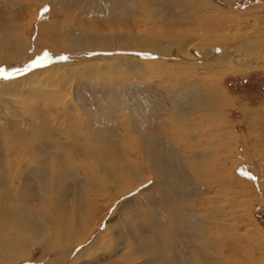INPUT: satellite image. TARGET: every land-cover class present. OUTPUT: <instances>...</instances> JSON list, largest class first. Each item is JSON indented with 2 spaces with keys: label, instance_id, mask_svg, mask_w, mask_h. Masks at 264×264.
<instances>
[{
  "label": "bare ground",
  "instance_id": "bare-ground-1",
  "mask_svg": "<svg viewBox=\"0 0 264 264\" xmlns=\"http://www.w3.org/2000/svg\"><path fill=\"white\" fill-rule=\"evenodd\" d=\"M186 1L188 6L179 2H170L166 5L159 1L154 6L157 10L152 12L141 2L135 6L136 0L132 2L131 0H123V2L120 0H78L76 2L40 0L42 2L40 4L51 6L52 21L49 24L37 25V18H32L33 25L36 26L32 34L36 35L33 44L30 39L27 40L28 37L23 36L24 30L20 32L21 26H14L13 29L8 30L0 28V62H18L23 59L24 51L32 46H35L36 54L60 49L70 51L75 56V59L68 62H53L55 64L50 63L45 68H34L23 75H17V78L12 76L0 81V120L3 121H0V264H22L28 261L36 250H42V257L37 261L39 264H89L101 258L102 255L97 257L98 252L110 246L111 243L114 245L109 254L116 255L122 252V264H140L138 261L148 256H151V262L144 261V264H264V234L255 227L250 214L251 224H243V214L239 209L241 202L244 206L248 203L246 200H240L246 199L244 195L246 190H243L242 185L231 186L230 183L234 178L226 174L225 164L218 166L215 163L214 166H210L208 163L207 170L202 167V170L197 171L194 183L191 185L189 174L183 170L182 165L177 164L169 156V154L172 155V151L166 153L164 148L156 143L158 141L147 132L141 131L136 116H126L127 126L120 125L112 106L103 108L102 104L96 112L91 110L88 111L89 113L84 112L88 115L91 113L89 119H83L80 114L84 102L81 100L82 87L78 85L79 80L93 87L98 83H105V89L100 96L107 100V105L109 102L112 103L111 99L115 96L119 98L121 105L125 106L122 108L124 111L136 112L135 106L138 105L135 104L134 97L130 95L135 93L136 88L130 85L129 77H120L122 80L117 78L116 69H128L130 71L128 74L132 73L134 76H137L138 70L153 76L160 90L165 93V100H169L173 93L180 89V94L182 98L184 97V105L187 104L193 109L197 107L199 101L201 104L206 101L207 105L211 103L212 106L213 98L221 100L222 94L216 82L224 74L253 71L251 64L256 63L245 59L250 57L249 55H242L240 49L225 47L228 41L238 39L239 33L217 32L215 34L211 29L214 25L210 17L204 13L201 14L204 9L196 7L192 0ZM1 3H4L6 8L12 7L14 10L18 6L15 0H0ZM75 9L79 10V17L74 20L76 22L67 24L70 28H67V32L64 33L62 30L69 19H64L62 22V16ZM94 13L98 16L97 18L106 21L107 26L113 21L133 20V24L140 30L137 32L130 31L131 29L126 32L111 30L105 33L106 36H102L103 33L89 32L86 28L85 30L80 27L83 18L89 15L86 20H91ZM14 21L16 22L15 19ZM29 23L31 25L33 22ZM235 23L233 17H220L217 20V31L223 29L221 26L225 25L233 30L236 27ZM179 30L187 31L189 34L181 38L182 34L178 33L176 39H169ZM210 31H213L211 35ZM102 37L107 40L109 37L134 40L139 46L145 45V48L138 45L117 48L110 46V43L94 46L93 42ZM84 40L88 41L87 46H84ZM90 45L94 47H89ZM216 47L221 49L216 51ZM102 50L121 52L135 50L139 54L145 50V52H151L149 55L153 54L170 60L175 58L179 62L175 60L177 65H168L164 63V60L141 62L134 57L123 55L110 57L100 55L87 58L90 53ZM81 54L87 57L82 58ZM189 61H196L199 64L195 69H190ZM198 77L201 83L204 86H210V89L201 91L195 80ZM114 81H118L116 85ZM188 88H191V91H188ZM89 91L94 92V89L89 88ZM94 94L99 97L97 93L94 92ZM162 100V98H155L151 101L152 109L155 110V113L151 110L153 113L151 116L158 120H161V117L156 111L159 107L163 109ZM136 109L139 110V108ZM195 110L197 113L203 111L199 115L201 124L208 123L211 120L208 115L214 114V109L210 107L201 108V110L197 107ZM62 111L66 114L65 121H69L66 125L62 126L60 122L62 116L58 118L59 121L56 120L58 123L49 122L53 114L60 112L62 115ZM108 111L114 112L111 117L115 122L117 121L120 130L109 126L110 121L106 119L110 115ZM46 113L51 118L48 121L50 131L46 129V123H44L45 128L40 122L42 119H38L39 116L45 118ZM123 116L125 115H120L121 118ZM141 116L146 120L150 119L147 114ZM213 122L216 125L215 118ZM116 130L124 133L117 136L122 149L128 146L129 153H123L124 156H119L118 152L114 151L112 144L115 142L106 141L105 149H103L97 146L98 143L101 144V141L95 140L94 143L86 140V135L89 136L90 133L101 134L103 139H109L116 136ZM205 130L206 128L203 127L202 131L205 132ZM125 131L131 132V136L125 135ZM134 134L138 135L135 140ZM134 153L145 161V164L150 165L148 166L151 171L148 172L151 173L149 179L142 178L137 181L135 178L136 174L141 173L143 169L138 173V165L131 157ZM82 154L88 158L91 157L93 162L95 158L98 163L106 161L112 162V165L108 167L105 163H91V166L88 165L85 169L83 165L80 166L73 161V157L78 160ZM81 157L84 158L83 155ZM48 160H51L50 165ZM194 160L193 164L199 166L197 159ZM135 164L136 172L130 168V165ZM166 180H169L170 188L164 187L165 183H168ZM150 181H153L155 186L159 182L162 188L167 189L166 192L169 195L173 191L178 199H182L190 189L188 188L190 185L193 189L196 186L199 187V184L203 185L205 192L191 190L190 194L194 200L198 198L194 201L195 205L191 206L196 224H190V219H193L190 218V214L187 219H184L182 213L176 216L175 211L173 216V209H171L165 211V215L171 214L167 220L170 231L175 233L164 235L163 240L159 242H153L154 240L146 242L140 238V241H132V244L127 239L128 243L125 241L124 244L123 241H118L120 238L117 235L118 232L116 233L115 227L109 224L100 231L104 220L97 219L101 213L98 211V202L102 199L106 201L108 210L103 213L107 218L111 207ZM180 201L179 205L185 204V201ZM147 223L149 225L152 222ZM212 251L214 255H210ZM137 255L140 257L135 258ZM105 256L106 254H103V257ZM168 256L172 259L168 260ZM49 257L51 258L48 259Z\"/></svg>",
  "mask_w": 264,
  "mask_h": 264
},
{
  "label": "rangeland",
  "instance_id": "rangeland-1",
  "mask_svg": "<svg viewBox=\"0 0 264 264\" xmlns=\"http://www.w3.org/2000/svg\"><path fill=\"white\" fill-rule=\"evenodd\" d=\"M15 1L18 2L19 7L16 6L18 10L16 9V7H14L16 9L14 10L12 7L6 8L4 3L0 4V24L2 25V26L0 25V28L1 29L3 28V30H8V29H13L14 26L15 27L21 26L20 32L24 30L22 32L23 36L28 37L27 40L30 39V41L33 44L34 43L33 41H35L36 35L35 34L32 35V34L36 26L34 27L33 25L34 19L32 18H35V17L37 18L36 20L37 25L49 24L52 21L50 17V12L52 8L50 5L40 4L42 3L40 2V0H26V1L25 0H15ZM73 1L76 2L78 0H73ZM120 1L123 2V0H120ZM132 1L134 0H131V2ZM159 1H162L166 5L170 4V2H173V3L179 2L183 4L184 6L187 4L186 0H136L134 5L137 6L138 3L141 2L144 7L148 8L150 11L153 12L154 10H157V8H155L154 6ZM192 2L195 4L196 7H200L204 9V12H201V14L204 13L208 17H210V20L214 25L213 28L211 27V29L215 32V34H217V32L226 33V34L229 32L231 34L239 33L238 39H236L235 41H228L227 45L225 46L226 49H236V50L240 49L242 55L250 56V57H246L245 59H249V61H251L252 63H256V64H251L253 71L247 72L248 74L246 72H243V73L241 72L239 74L230 73V74H224L221 78L218 79V82H216V84L218 86L219 91L222 94L221 100L213 98V100L211 101L212 106H211V103L210 105H207L206 101H203L202 104L200 103V101L197 103V107L200 110L201 108H207V107L214 109L213 111L214 114L208 115V118L209 119L211 118V120L208 119L209 120L208 123L201 124L199 115L200 113H203V111L197 113L195 112L196 111L195 108L197 107H194L193 109L187 104L184 105V100H183L184 97L182 98V95L180 94V91H181L180 89H179L180 91L177 90V92H174L173 93L174 95L171 96L169 100L168 99L165 100L166 99L165 93L162 90H160L159 84L157 83L155 78H153V76L147 75L146 73H143L140 70L137 71V76H134L132 73L128 74L130 71L125 68H124L125 71L122 68L116 69L115 70L117 72L116 76L117 78H120V77L128 78L129 77L130 85L132 84L131 86L136 88L135 93L133 92V94H130V95L134 97V102L135 104L138 105L135 107L139 108V110L135 108L134 111L136 112L130 111V113H128L129 111L127 110L124 111L122 108H125V106H122L119 98L115 96L114 98L111 99L112 103L110 104L109 102V105H107V100H105L104 98L100 96L103 89H105V83L101 82V83L96 84L93 87L79 80L78 85H81L82 87V89H80V92H81L80 95L82 97L81 100L85 104V105L84 104L82 105L80 114L82 115L83 119H89L90 118L89 115H91V113L88 115V114H85L84 112L89 113L88 111L90 110L96 112L101 106L103 108L107 106H112V110L116 113H114L113 111H108L110 115L106 117V119L110 121L109 126L112 129L118 128L117 121L115 122V120H113V118L111 117L113 113L118 119V123L120 125L126 124V126H127L126 116L128 115L129 116L132 115L133 117L136 116L137 120L136 119L135 120L137 121V124L139 125L141 131L147 132L153 139L158 141L156 143L161 145L164 148V151L166 153H171L170 151H172V155L169 154V156L177 164L182 165L183 170L187 174H189V177L191 179V185L192 183H194L193 180H195L196 178L197 171L200 169L202 170V167L204 170H207L208 163H210L209 164L210 166L211 165L214 166L215 163L218 166H221V164H225L226 165L225 168L227 167L226 168L227 172L225 171L226 174L228 176H233L234 178V180L230 183L231 186L235 187L237 185L238 186L242 185L243 190H246L245 192L246 194H244L246 196V199L241 198L240 200L241 201L246 200L248 203L246 206H244V203L241 202L242 205L239 209L243 214V219H242L243 224H248V225L251 224V222H249L250 221L249 214H250L252 217V221H254L255 227H258V230L260 232L262 231V233L264 234V190H263L264 189V185H263L264 184V46H263L264 45V42H263V39H264V31H263L264 30V0H192ZM29 8L31 9V11ZM44 8H47L48 11L44 13L43 15H41V12ZM158 10L160 11L161 9H158ZM8 12L11 15H9ZM78 12L79 10L75 9V11H71L62 16V22L64 19H69L68 21L66 20L67 21L66 27H64V29L62 30L64 33L65 31L67 32L68 30L67 28H70L69 26H67V24L76 22L74 20H76L79 17ZM15 16L17 19L15 18ZM9 17H12V18H9ZM87 17H89V15ZM87 17L83 18V21L80 24V27L84 29L86 28L87 31L89 32H97L100 34L103 33L102 36L103 35L106 36L105 33L111 32V30L113 32H126L127 30H130V29H131L130 31L137 32L138 30H140L138 26L133 24L134 23L133 20H130L131 22L129 20H120V22L113 21V23L107 26L106 25L107 22L97 18L98 16L95 15V13L92 14L90 18L91 20H86ZM220 17H226V18L233 17L236 22L235 23L236 27L233 28V30H231L230 27H226L225 25V26H221L223 27V29H221L220 31H217L218 30L217 20ZM14 19L16 20V22L14 21ZM28 20H31L29 22H33V23H31L30 25ZM18 22L20 24H18ZM24 23L26 24L28 23V24L25 25ZM241 25H243V27ZM29 26L31 27L28 28ZM7 27H10V28H7ZM143 30L145 31V29ZM165 31H170V30H165ZM213 31H210L209 34L211 35ZM27 33H29L30 35ZM178 33L182 34L181 38H184L185 34H189L187 31L181 32L179 30L177 31V34H175L174 36H170L172 38L169 37V39L171 40L174 38L176 39L177 36L179 35ZM85 38L88 39V37H85ZM104 38L105 37L98 38L97 41L93 42L94 46H96V44L109 45L110 43V46H116L117 48H127L130 46L137 47L138 45L137 42H135L134 40H130V39H119V38L114 39V38L109 37V40H107V38L105 39ZM105 40H107V42H105ZM83 43H84V46H87L88 41L84 40ZM94 46L90 45L89 47H94ZM144 46L145 45L143 44H141V46L138 45V47H141V48L142 47L145 48ZM34 47L35 46H32L30 47L31 49L29 48L25 50L23 59L18 60V62H0V68H4L6 71L11 72V71H15L16 69H24L26 66L31 65L34 61L38 62V58L41 57L43 54H45V51L41 54H36L35 53L36 48L34 49ZM220 49L221 47L215 48L216 51ZM69 52L70 51H64V50L62 51L60 49L58 50L55 49V50H52L51 52L47 51L46 53L49 55V58H50L49 62L41 63L39 66L32 67L29 71H31L34 68L36 69L45 68L50 63L55 64L53 62H66V61L68 62L70 60L75 59V56H73L72 53L71 52L69 53ZM149 52L150 51L145 52L144 50V51H141L139 54V52H135V50H131V52L130 51L121 52V51H113V50L112 51L102 50L101 52L90 53L89 56L88 57L86 56V57L91 58V57H96L100 55L101 56L105 55L107 57H110V56H116V55H123V56H128V57H134L138 61H141V62L148 61L150 63L151 61H156V60L163 61L164 60V63L168 65H177L175 60L177 61L178 59L174 58V60H170L166 58H160L158 56H154L153 54L149 55L151 53ZM21 53L23 54V51H21ZM58 57H68V59L62 60V59H59ZM81 57L86 58L83 54H81ZM198 64L199 63H197L196 61L188 62V66L190 67V69H195L196 65ZM241 68H242V65L240 66V69ZM17 77L18 76H15L14 78H17ZM199 78L200 77H198V79L197 78L195 79L197 80L196 83L199 86V89L203 92L206 91L208 88L210 89V86H204L201 83L202 81ZM1 80L3 79H0V81ZM117 82L118 81H114V85H116ZM87 86H89L90 89L93 88L94 92L97 93L99 97L95 96L93 91L90 92ZM188 91H191V88H188ZM155 98L163 99L162 100L164 103L163 109L159 107L156 111V113L160 115L161 120L155 119L154 116H151V114L155 113L154 112L155 110L153 111L152 109L153 103L151 102ZM181 105H184V106L181 107ZM37 110H40V109L37 108ZM151 110L153 111V113ZM140 112H142V114H140ZM144 114H147V117H149L150 119L146 120L145 118H143V116L141 115H144ZM120 115H125V116L121 118ZM44 116L45 118L44 117L40 118L39 116L38 119H42L41 121L40 120L39 121L43 124V127H45L44 123H46L47 128L46 127L45 128L48 131L51 130V128L48 126L49 122L58 123L59 121L58 118H61V116H62L61 119L64 120L62 121L60 119L62 126L66 125V122H69L68 120L65 121L66 114L63 111H62V115H60V112L53 114V116L51 117L52 118L51 121H49L51 118L48 117L47 113ZM213 118H215L216 125L213 122ZM43 119H45L46 122ZM57 119L58 121H56ZM203 127L206 128L205 132L202 131ZM118 130H120V127L118 128ZM118 130H116V136L109 137V139L108 138L103 139L101 134L93 135L92 133H90L89 136L86 135L87 137L86 140H89L90 142H94V143H95V140L101 141V144L99 143L98 144L96 143V144L97 146L103 149H105L104 146L106 144V141L108 142L110 141L112 143L115 142L112 144L115 148L114 151L118 152L119 156H124L125 154L123 155V153H129L128 146H125L124 149L121 148L120 142L117 141L118 140L117 136L124 134V133ZM125 132H126L125 135L131 136L130 134L131 132H128V131H125ZM137 136H138L137 134H134L133 139L134 140L137 139L138 138ZM62 147L64 148L65 146H62ZM82 155L84 156V158L81 157ZM82 155L79 157L78 160L73 157V161L76 162V164L80 166L83 165L85 169L86 167H88V165L91 166V163H98V161H96L95 158H93L94 159V162H93V160H91V157L88 158V156H86L85 154H82ZM134 155L132 154L131 157H132V160L138 165V169H139L138 173L142 171L141 173L136 174L135 178L137 179V181L141 180L142 178L149 179V176L151 173H148V172H151V171L148 168L150 167V165L145 164V161H142V159H140V157L136 153H134ZM201 157H203L204 159ZM195 158L197 159V162H199V166L193 164L195 162L194 160ZM60 159H62V157H60ZM50 163H51V160H48L49 165ZM103 163H105V165L108 167L109 165H112V162H106V161L99 162L98 164H103ZM137 165L136 164L130 165V168L133 169L134 172H136ZM144 168L147 170H145ZM241 170H246L248 173L251 174V176H254L256 179L252 180V179H249L241 175ZM101 175L103 176V173H101ZM236 177L238 179H236ZM136 179L134 180L136 181ZM166 182L168 183L163 182L166 184L164 185V187H169L170 186L169 180H166ZM238 182H240V184ZM117 185L120 186L121 184H117ZM191 185L190 187H188L190 189L187 188L188 190L186 194H184L182 199L180 198L181 199L180 201V199L174 196L176 194L173 191H171L169 195V193L166 192L167 189L162 188L159 182L156 183V186H155V184L153 185V181L152 182L150 181L149 183L142 186L139 190L126 196L125 198H122L120 202H117L113 207H111V211L108 214L107 218L105 217L104 214L108 210L107 209L108 205H106V201L102 199L101 201L98 202L99 203L98 211H101V213L97 217L98 221L104 220L102 223V227L100 228V231H103V227L106 226L107 224L111 226L113 225L112 227H115V231L116 233L118 232L117 235L118 237H120L118 238V241L121 240L123 241L122 243L124 244L127 239H129L127 240L128 242L131 241L130 242L131 244L133 242L140 241V238L141 240H144L146 242H149V241L152 242L153 240H154L153 242L162 241L163 240L162 237L164 238L167 235H172L175 233L174 231L172 232V230L170 231L168 220H167L169 219V217H171V214H168L169 216L165 215L168 210L173 209V214H172L173 216L175 215L174 213L175 211L176 216L182 213L183 218L185 217L184 219H187L188 218L187 216L189 214H190V218H193L194 213H193V209L191 206L195 205L194 201H196L198 198H195V200L193 199V197L190 195L192 193L191 190L194 192L198 191L200 193H203L205 192V187L199 184L200 188L196 186L193 189V186ZM160 191H163V192H160ZM168 192H169V189H168ZM227 197H231V196L227 195ZM131 200L133 202H131ZM179 201L180 202L185 201V204L179 205L178 204ZM139 204L140 205L142 204L143 207L140 206ZM166 207L168 208L165 209ZM104 211L105 213H103ZM228 211H230V209ZM244 211L246 212V214ZM144 213L146 216L144 215ZM133 218L136 220H134ZM154 218L156 221L154 220ZM147 222H152V223L148 225ZM144 223H146L147 225ZM190 224L192 225L196 224L194 218L190 219ZM143 225L145 226L143 227ZM141 231L143 232L140 233ZM164 232H166V234ZM105 236L109 237V235L107 234H105ZM142 237H145V238H142ZM113 245L114 244L111 243L110 246H107L105 249L98 252L99 255L97 254V257L102 255L101 258H98L97 261L94 260L91 263L89 262V264H122V260H123L121 259L122 252H119L116 255L109 254V252L111 253L113 250L112 249ZM103 254H106V256L103 257ZM210 255H214V252L212 251ZM41 257H42V250H36V252L32 253V257L28 259V261H25L22 264H37L38 263L37 261H39ZM138 257L140 256L137 255V257L135 258H138ZM50 258L51 257H49L48 259ZM167 258H169L168 260L172 259V257L170 256H168ZM144 261H146V263L148 261L151 262V256H148L146 259L139 260L138 263L144 264L143 263ZM169 263H172V261H169Z\"/></svg>",
  "mask_w": 264,
  "mask_h": 264
},
{
  "label": "snow or ice",
  "instance_id": "snow-or-ice-1",
  "mask_svg": "<svg viewBox=\"0 0 264 264\" xmlns=\"http://www.w3.org/2000/svg\"><path fill=\"white\" fill-rule=\"evenodd\" d=\"M48 11L47 8H44L41 12V15H43L44 13H46ZM49 55L47 53L43 54L41 57L38 58V62L34 61L31 65L26 66L24 69H16L15 71H6L4 68H0V79H8L12 76H17V75H21L26 71H29L32 67H36L39 66L41 63H48L49 62ZM59 59L62 60H66L68 59V57H59ZM241 175L255 180L256 178L254 176H251L250 173H248L246 170H241Z\"/></svg>",
  "mask_w": 264,
  "mask_h": 264
}]
</instances>
